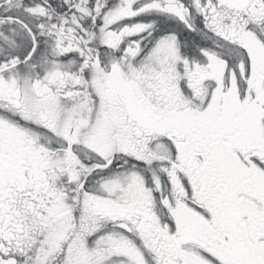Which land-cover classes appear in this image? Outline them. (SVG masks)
<instances>
[{
    "label": "snow or ice",
    "instance_id": "obj_1",
    "mask_svg": "<svg viewBox=\"0 0 264 264\" xmlns=\"http://www.w3.org/2000/svg\"><path fill=\"white\" fill-rule=\"evenodd\" d=\"M0 264H264V0H0Z\"/></svg>",
    "mask_w": 264,
    "mask_h": 264
}]
</instances>
